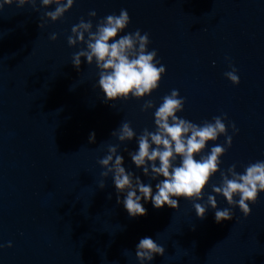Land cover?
I'll list each match as a JSON object with an SVG mask.
<instances>
[{
  "label": "water",
  "instance_id": "1",
  "mask_svg": "<svg viewBox=\"0 0 264 264\" xmlns=\"http://www.w3.org/2000/svg\"><path fill=\"white\" fill-rule=\"evenodd\" d=\"M54 8L41 7V0L38 11L15 2L0 8V264H140L135 246L143 237L165 248L144 264H264V192L247 217L233 207L232 220L216 223L215 210L208 207L201 220L193 208L208 195L217 209L229 207L212 192L220 171L235 164L242 174L249 163L264 160V0H74L61 19L42 21ZM121 9L130 22L119 36L147 32L148 51H157L165 74L149 95L110 106L93 87L95 62L82 58L79 71L72 65L73 54L86 46L70 47L67 37L81 18L91 19L95 31L98 21ZM230 64L238 85L224 76ZM173 89L185 99L178 117L200 125L226 114L225 124L238 131L228 128L231 147L201 200L180 199L175 210L154 209L149 201L145 216L130 218L116 203L112 175L102 178L97 161L117 146L126 171L155 191L157 181L128 155L137 150L136 138L121 143L111 132L123 122L136 136L155 131L154 112ZM146 101L153 108L142 112ZM91 132L94 143L88 142ZM224 142L219 136L202 154Z\"/></svg>",
  "mask_w": 264,
  "mask_h": 264
},
{
  "label": "clouds",
  "instance_id": "2",
  "mask_svg": "<svg viewBox=\"0 0 264 264\" xmlns=\"http://www.w3.org/2000/svg\"><path fill=\"white\" fill-rule=\"evenodd\" d=\"M15 2L17 7L25 4L32 5L36 9V0H3L0 8ZM74 0H41V7L47 8L55 5L54 10L46 11L41 17L42 21L52 22L61 19L73 5ZM89 17H95L96 12L90 11ZM130 22L127 10L121 9L119 15L111 14L97 22L95 31H92L91 19L87 22L83 18L71 28V35L67 37L68 45L74 46L83 43L82 48L72 56V65L79 71L81 59L84 58L88 65L95 62L98 71V83L93 87H99L104 95V103L117 100L127 101L130 97L141 99L156 90L159 82L165 74V66L156 59L155 49L148 51L150 43L149 34L141 35L139 29L122 36ZM44 27V23L38 25ZM87 36V38H85ZM119 36V38H117ZM50 40H56L53 33ZM159 65V66H158ZM230 71L224 76L233 85H238L240 80L235 67L229 65ZM185 99L180 97L179 91L173 89L170 94L163 96L162 103L154 112L155 131L144 129L136 136L129 122H123L120 127L111 132V136L119 142L132 141L136 138L137 150L128 151L132 163L142 174L155 183V191L151 183L145 184L140 176L131 171H126L124 158L117 154V146H109L107 154L97 163L105 169L100 173L102 178L112 175L116 203L122 204L130 218L142 217L147 214L144 204L151 202L154 209L165 206L171 209L178 208V201L185 199L199 201L203 198V189L209 183L210 178L220 171V157L231 147L232 137L227 135L228 128H232L236 134L234 124H225L226 114L215 116L212 121H204L197 125L189 120L178 117L176 114L183 111ZM153 108L152 101H146L141 111ZM225 136L224 145L216 144L211 147L208 154H202L206 144L216 141L219 136ZM89 143L95 142V132L89 133ZM199 156V159L195 157ZM179 158V165L176 161ZM158 162V166H157ZM233 164L227 172L220 171L221 182L219 186H212V192L222 195L229 207L217 209L214 195H208L205 204L193 203L197 218L204 219L207 208L214 211L216 223L233 219V207H238L243 216L247 217L255 204L258 194L264 192V160L249 163L243 173L235 171ZM162 179H158L161 178ZM105 187L103 179L99 188ZM123 194V199L121 196ZM238 197V200L235 199ZM111 199V195L108 196ZM143 201V203H142ZM11 247L9 243L7 245ZM0 247H3L0 245ZM165 248L156 243L151 237H143L135 246V257L144 264L152 261L155 256H163Z\"/></svg>",
  "mask_w": 264,
  "mask_h": 264
}]
</instances>
